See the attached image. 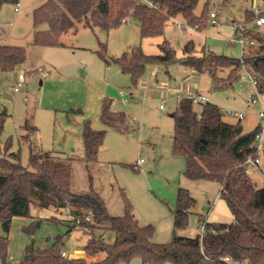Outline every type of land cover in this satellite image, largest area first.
Returning <instances> with one entry per match:
<instances>
[{
  "label": "trees",
  "instance_id": "obj_1",
  "mask_svg": "<svg viewBox=\"0 0 264 264\" xmlns=\"http://www.w3.org/2000/svg\"><path fill=\"white\" fill-rule=\"evenodd\" d=\"M211 1L203 0L196 12L200 0H43L32 9L35 29L30 43L64 46L62 38L75 35L80 27L107 33L130 19L138 23L141 38L162 36L164 26L175 18L181 19L182 28L202 30L210 22ZM17 2L0 0V8ZM257 17L264 14L244 12L246 20L254 21ZM41 25L45 28L38 29ZM242 36L252 43L244 45L240 57L215 54L204 47L196 49L192 40L182 46L178 56L166 39L158 43L157 54H146L137 45L119 56L106 57L105 43L97 37L96 52L105 63H115L128 73L135 84L147 65L180 64L195 72L208 71L216 87H233L241 72L246 71L255 78L260 92L264 90V34L247 28ZM25 59L26 47L0 43V72L16 69ZM221 72L223 75H219ZM6 116L4 111L0 112V224L4 232L0 234V264H120L133 258H138L140 264H226L225 257L236 264H264V187H258L247 170L248 159L254 160L259 154L256 135L260 126L246 132L240 119L224 120L222 109L214 103L201 102L200 110L196 111L191 97L178 100L171 113L172 151L183 157L185 177L219 183V195L225 200L233 221L209 222L199 217V234L178 235L175 231L186 225L195 203L188 189L179 186L172 209V237L158 243L152 239L154 226L139 223L122 188L119 189L122 213L118 215L109 213L104 199L91 184L86 191H73L71 158L39 149L31 141L38 128L28 117L22 124L21 140L28 143L29 149L28 164L23 165L19 150L11 149L12 138L1 141ZM99 120L120 133L128 134L136 129L125 111L113 109L109 98L100 99ZM80 134L83 161L95 162L105 129H93L87 119ZM261 152L264 154V146ZM30 205L52 212L49 219L63 221L67 228L63 234L55 235L47 248L27 244L22 258L13 261L7 258L8 232L13 218L30 216ZM66 210L71 218L66 216ZM38 223L36 220L23 226V231L32 233ZM75 229L87 235L81 247L83 257H69L64 249L66 237ZM107 235L112 236L111 241L106 240ZM98 253L103 254L101 259H87Z\"/></svg>",
  "mask_w": 264,
  "mask_h": 264
},
{
  "label": "rangeland",
  "instance_id": "obj_2",
  "mask_svg": "<svg viewBox=\"0 0 264 264\" xmlns=\"http://www.w3.org/2000/svg\"><path fill=\"white\" fill-rule=\"evenodd\" d=\"M41 1L18 0V5L5 4V12L0 15V30L6 35L4 41L26 47L25 65L8 71L6 79L0 77V112L7 115L2 143L11 137V149L19 150L20 161L26 166L29 149L28 143L21 140V134L24 133L25 117L30 118L31 124L38 127L31 141L39 149L71 158L73 191H86L91 184L104 199L109 213L118 215L122 213L119 191L122 188L139 223L154 226L152 239L155 242H167L172 237V209L178 186L187 188L195 199L186 225L175 231L178 235L199 234V217L209 222L233 221L232 213L219 195L220 185L216 180L189 179L183 175L184 159L175 154L171 146V113L180 98L190 95L196 111L200 110L201 102L214 103L222 109L223 119L228 122H236L238 118L226 111L244 112L240 124L243 131L248 132L262 125L257 112L264 111V90L259 92L256 89L246 71L241 72L233 87H216L208 71L195 72L180 64L147 65L135 84L117 64L105 63L96 50L99 49V40L105 43L103 53L106 57L119 56L137 45L146 54H157L158 43L166 39L180 56L182 46L192 40L196 49L204 47L215 54L240 57L244 46L235 32L243 25L264 34V23L254 26L253 20L244 18L245 10L264 14V0H227L225 3L212 0L211 12L217 16L215 22H208L204 29L179 28L176 22L182 21L175 18L164 26L162 36L152 38H141L138 23L133 19L107 33L80 27L75 35L63 37L75 48L30 43L35 29L31 20L32 9ZM16 6L18 12L14 11ZM44 28L45 25L38 27ZM19 74L24 75L25 84L21 91L15 92L12 85ZM250 93L257 95L261 106L251 105ZM101 98L111 99L114 110L125 111L136 127L135 131L126 134L104 126L99 120ZM87 119L93 129H105V137L97 160L86 164L82 159L80 132ZM259 134L257 162H248L247 170L255 184L264 187V154L261 152L264 132ZM138 158H142L143 163L134 167ZM29 210L30 216L12 220L7 251L10 260H20L29 243L40 249L49 247L54 236L63 234L67 228L63 221L49 219L52 212L46 209L30 205ZM36 220L39 223L32 233L23 231V226ZM84 232L75 229L66 237L64 249L68 254L73 256L75 251L81 250L87 240ZM3 233L0 224V234ZM111 239V235L106 236L107 241ZM102 257L103 254L98 253L87 256V259ZM120 264H140V261L133 258Z\"/></svg>",
  "mask_w": 264,
  "mask_h": 264
},
{
  "label": "built area",
  "instance_id": "obj_3",
  "mask_svg": "<svg viewBox=\"0 0 264 264\" xmlns=\"http://www.w3.org/2000/svg\"><path fill=\"white\" fill-rule=\"evenodd\" d=\"M15 10H17V7L15 8ZM215 16H216L215 12H213V11L210 12V21L211 22H215V20H214L215 19ZM262 23H264V17H257V18H255V20H254V26L261 25ZM177 26L178 27H182L181 22L178 21L177 22ZM237 29H238V31L235 32V35L238 37V41L242 44V46H244L247 43H252L251 40H249L248 38H245V37L242 36L243 32L246 29L245 26L240 25ZM251 80H252V84L256 87V80H255V78L251 76ZM24 84H25L24 75L23 74H19L18 75V78H17V81L12 85V89L15 92H17V91H19L22 88V86ZM187 97H191L193 99V97L190 96V95H188ZM249 101H250V103H251L252 106H258V107L261 106L260 105V101L257 98V95L254 94V93H250L249 94ZM226 113L228 115L234 116V117H236L238 119L243 118L244 115H245L244 112H242V111H234V110H228V111H226ZM257 117L262 122V125L260 126V132H264V111L259 110L257 112ZM259 133L256 135L257 140H258L259 135H260ZM257 148H258V145H257ZM258 150H259V148H258ZM248 162H254V163H256L257 162V158L254 159V160L253 159H248ZM141 163H143V159L142 158L136 159L135 164H134V167H139ZM65 214L69 218L72 217V215L68 212V210L65 211ZM89 219H90V217H89V215H87L86 216V220H89ZM224 261L226 262V264H236L233 261H231L228 257H225L224 258Z\"/></svg>",
  "mask_w": 264,
  "mask_h": 264
},
{
  "label": "crops",
  "instance_id": "obj_4",
  "mask_svg": "<svg viewBox=\"0 0 264 264\" xmlns=\"http://www.w3.org/2000/svg\"><path fill=\"white\" fill-rule=\"evenodd\" d=\"M40 3V2H39ZM38 3V4H39ZM37 4V5H38ZM17 5H18V3H17ZM34 6H36V5H34ZM6 6H5V4L4 5H2L1 6V8H0V15L2 14V13H4L5 12V8ZM17 7V6H16ZM15 7V8H16ZM15 8H14V11L15 12H18V10H19V8L17 7V10H15ZM127 22V21H126ZM178 22V21H177ZM177 22H176V25H177ZM179 28H182V27H179ZM191 29V28H190ZM79 30V29H78ZM7 34V33H6ZM6 37V35H5V31H1L0 30V43H2V44H8L6 41H4V38ZM62 41L64 42V46H61V47H68V48H75V47H73L72 45H70V44H68V43H66L65 42V40L62 38ZM25 65V62L23 63V64H21L19 67H17V68H22L23 66ZM6 73L7 72H0V77H1V79H6L7 78V76H6ZM0 89H1V87H0ZM23 88H21L19 91H21ZM14 91V90H13ZM19 91H17V92H19ZM178 102V101H177ZM26 118V117H25ZM30 119V118H29ZM36 126V125H35ZM38 128V127H37ZM81 133V132H80ZM179 187V186H178ZM177 187V188H178ZM66 254L69 256V257H83V256H85V254L83 253V251L82 250H78V251H75V255H70V254H68L67 253V251H66Z\"/></svg>",
  "mask_w": 264,
  "mask_h": 264
}]
</instances>
